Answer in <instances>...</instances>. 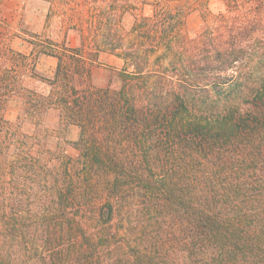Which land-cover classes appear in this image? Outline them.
Wrapping results in <instances>:
<instances>
[{
	"label": "trees",
	"instance_id": "trees-1",
	"mask_svg": "<svg viewBox=\"0 0 264 264\" xmlns=\"http://www.w3.org/2000/svg\"><path fill=\"white\" fill-rule=\"evenodd\" d=\"M224 1L193 36L157 9L130 34L106 16L76 47L47 42V97L0 47V264H264V0ZM101 53L123 61L117 88L82 84ZM19 92L78 126L77 158L25 149L5 118Z\"/></svg>",
	"mask_w": 264,
	"mask_h": 264
},
{
	"label": "rangeland",
	"instance_id": "rangeland-1",
	"mask_svg": "<svg viewBox=\"0 0 264 264\" xmlns=\"http://www.w3.org/2000/svg\"><path fill=\"white\" fill-rule=\"evenodd\" d=\"M42 1L48 2L45 5L48 10L44 26L45 30L40 35H33V39H26L33 45L34 55L25 56L20 53L23 59L9 60L1 62V64L7 69L15 68L19 76L22 75L20 76V83L25 89L34 91L37 96L42 95L45 97L49 94H54L52 87L48 85V81L53 79L57 65L55 57V65L52 70L50 64L39 61L40 56H49L46 54V51L50 50L47 47V42L50 41L58 47L63 44L76 47L79 43V36L82 33L91 36L93 34L100 35L99 30L101 33L103 32L102 24L100 26L98 23L106 16H110L112 20L119 22L121 28L130 34L131 28L137 23L136 20L144 16H151L157 9L160 11L181 12L184 18L182 29L188 36H193L199 32L204 23H210L217 13L222 12L226 5L224 0ZM238 1L242 2L243 0ZM90 20L94 21V23L90 24ZM95 31L97 32L95 33ZM15 35V32L0 24V47L19 53L12 48V45L16 43ZM64 41L66 43H63ZM44 49L46 50L45 54H39ZM52 51L59 56L60 52L57 48L52 49ZM122 67L123 61L121 59L101 53L97 63L90 65L89 75L87 77L83 75L86 78L82 77V84H85L89 79L87 82L95 87H105L109 84L112 88H117L119 86L117 75ZM49 72L52 73L49 74ZM26 100L23 92L15 93L8 99L5 107V118L10 125L18 127L21 133L31 137L30 140H27L25 149L31 148L32 153L43 150L45 153L44 157L50 163V166L59 162L62 156L77 158L79 154V146L77 144L80 132L78 126L67 125L62 121L57 108L52 106L44 110L40 104L33 108L31 103L24 106L23 102ZM19 123H21L20 128ZM63 167L64 165L61 166V169ZM73 169L77 168L73 167L71 171ZM87 212H89L88 209ZM118 226L117 221H114L111 224V228L105 232L115 231L119 228ZM165 226H167V222H165ZM101 227L98 222L91 220L85 223L84 231L87 235H91L101 232L99 230ZM164 229L167 232V228ZM102 231L104 230L102 229ZM162 232L165 233L164 230ZM132 238L133 234L130 235L129 240H132ZM79 241L81 242V238H79ZM82 247L86 248L85 244H82ZM73 249L71 251L72 254L66 258V261L70 260V257L75 254L77 248L74 247ZM75 258H77V255H75ZM134 261L129 264H135ZM33 262L34 259H29L27 264H32Z\"/></svg>",
	"mask_w": 264,
	"mask_h": 264
},
{
	"label": "crops",
	"instance_id": "crops-1",
	"mask_svg": "<svg viewBox=\"0 0 264 264\" xmlns=\"http://www.w3.org/2000/svg\"><path fill=\"white\" fill-rule=\"evenodd\" d=\"M47 3L42 0H0V24L16 33L13 50L25 56L34 55L33 45L27 40L45 30ZM39 61L50 64L51 70L54 68V57L42 55ZM39 70L42 71L40 68Z\"/></svg>",
	"mask_w": 264,
	"mask_h": 264
}]
</instances>
